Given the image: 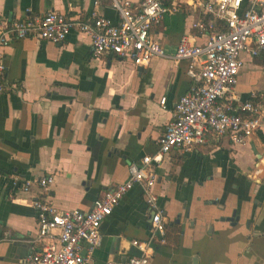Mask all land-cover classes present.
I'll use <instances>...</instances> for the list:
<instances>
[{
    "label": "crops",
    "instance_id": "crops-1",
    "mask_svg": "<svg viewBox=\"0 0 264 264\" xmlns=\"http://www.w3.org/2000/svg\"><path fill=\"white\" fill-rule=\"evenodd\" d=\"M201 1L210 0H178L177 10L151 28L166 56L145 66L109 53L95 56L90 36L80 31L61 43L15 38L5 48L0 264H23L41 248L32 207L38 194L60 210H89L105 191L127 180L130 163L158 151L177 102L192 85L188 60L173 56L182 37L198 45L207 39L195 26L209 18ZM51 10L121 20L110 1L0 0V17L8 21ZM242 58L237 96L264 105V52ZM156 171L154 190L167 228L150 264H264V131L242 145L210 133L190 151L171 150ZM45 175L54 176L48 195L37 186L25 192L16 181ZM150 221L143 190L135 185L102 222V240L89 264L139 254L132 241L149 239Z\"/></svg>",
    "mask_w": 264,
    "mask_h": 264
},
{
    "label": "built area",
    "instance_id": "built-area-1",
    "mask_svg": "<svg viewBox=\"0 0 264 264\" xmlns=\"http://www.w3.org/2000/svg\"><path fill=\"white\" fill-rule=\"evenodd\" d=\"M102 1H110L111 7L119 12V23L95 12L88 17L67 16L55 10L12 21L0 17V94L6 90L4 50L15 38L37 37L61 43L71 32L80 31L90 36L95 56L109 53L130 58L137 66L166 56L161 44L150 36V30L161 22L164 14L177 10L178 0H139L136 5L130 0H95V3ZM198 4L209 18L199 20L195 26L206 33L207 39L198 45L184 36L173 56L177 61L188 60L187 74L192 85L177 102L159 140L158 151L130 163L127 180L105 191L89 210H60L46 196L38 194L32 207L37 214V237L42 246L31 252L23 264H89L91 254L102 240V222L135 185L141 186L151 210V236L148 240L132 241L139 254L107 264H150L155 245L166 241L167 219L154 190L158 179L156 168L165 155L173 149L190 151L205 143L210 133L228 136L232 144L242 145L258 131H264V105L242 101L236 93L244 65L242 54L256 57L264 52V0H248L246 5L244 0ZM165 101L163 97L160 103L164 105ZM16 181L25 192L37 186L48 195L54 176L18 177Z\"/></svg>",
    "mask_w": 264,
    "mask_h": 264
},
{
    "label": "water",
    "instance_id": "water-1",
    "mask_svg": "<svg viewBox=\"0 0 264 264\" xmlns=\"http://www.w3.org/2000/svg\"><path fill=\"white\" fill-rule=\"evenodd\" d=\"M234 215H235V213H234ZM229 220H233V218L232 217H230V218H228Z\"/></svg>",
    "mask_w": 264,
    "mask_h": 264
},
{
    "label": "trees",
    "instance_id": "trees-1",
    "mask_svg": "<svg viewBox=\"0 0 264 264\" xmlns=\"http://www.w3.org/2000/svg\"><path fill=\"white\" fill-rule=\"evenodd\" d=\"M252 101H253L254 103H256L255 100L252 99ZM256 104H259V103H256Z\"/></svg>",
    "mask_w": 264,
    "mask_h": 264
}]
</instances>
